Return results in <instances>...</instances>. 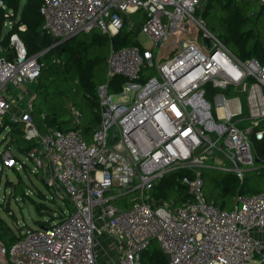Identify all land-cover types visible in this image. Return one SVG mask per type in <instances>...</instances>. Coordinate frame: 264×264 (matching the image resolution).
Segmentation results:
<instances>
[{
  "label": "built area",
  "instance_id": "built-area-1",
  "mask_svg": "<svg viewBox=\"0 0 264 264\" xmlns=\"http://www.w3.org/2000/svg\"><path fill=\"white\" fill-rule=\"evenodd\" d=\"M205 2L40 0L42 29L57 42L93 29L110 38L124 27L134 33L135 45L109 49L88 140L70 105L73 128L40 131L27 84L39 76L41 53L29 56L16 34L11 59L0 47V129L22 126L32 144L24 153L29 173L68 205L60 220L24 227L18 241L2 246L9 264H145L153 241L166 264H264V190L237 189L232 208L222 209L205 199L202 177L208 161L228 162L213 168L241 187L245 173L264 167L254 146L264 137V63L240 58L209 31L199 14ZM140 32L150 48L137 43ZM8 143L0 164L21 171ZM178 169L186 170L188 198L179 206L154 198L159 179Z\"/></svg>",
  "mask_w": 264,
  "mask_h": 264
},
{
  "label": "trees",
  "instance_id": "trees-1",
  "mask_svg": "<svg viewBox=\"0 0 264 264\" xmlns=\"http://www.w3.org/2000/svg\"><path fill=\"white\" fill-rule=\"evenodd\" d=\"M0 1L5 6V10L0 8V47L4 50L3 55L11 59L14 54L13 49L9 47V38L13 34L18 36L29 56L41 53L38 59L41 65L39 76L35 82L27 84V88L34 96L33 116L38 128L41 132L49 129L65 131L73 128L66 109V106L70 105L81 115L74 127L88 140L93 125L99 120L96 89L106 82L105 63L109 49L135 45L134 33L124 27L118 35L110 38L93 29L87 33H79L49 49L57 41L45 34L42 29L40 0H24L22 4H20L21 0ZM199 14L209 31L237 56L243 59L255 58L264 63V6H259L252 0H206L205 7ZM132 17L136 18L135 15ZM6 22H10V26L4 30ZM20 26L24 29L20 30ZM78 37L79 39L75 41ZM115 82L118 85L122 79H117ZM115 90L118 88L116 87ZM115 90L110 88V91ZM7 125L9 126L8 144L24 154L32 144L22 137L21 125L11 122ZM254 146L257 156L264 161V137L254 142ZM23 169L27 171V165H24ZM252 172L263 175L264 184V167ZM15 173L18 174L17 171ZM185 174L186 170L178 169L163 175L154 186V198L179 206L188 198L187 190L181 183V178ZM17 176L16 184L7 180L4 185L15 190L14 187L21 183L20 175ZM202 177L208 186L204 193L205 199L222 209L232 208L227 198L235 194L237 189L241 194L248 191L243 184L239 188L235 186L237 180L233 174H225L215 168L204 169ZM43 184L49 189L44 182ZM262 190L264 186L262 189H252L250 193H258ZM38 195L44 198L42 194L38 193ZM22 198L29 196L23 191ZM35 208L38 213L42 212L41 203L35 204ZM5 209L10 212L8 208ZM60 209L58 215L50 216L46 222H38L39 227L60 220L63 212ZM24 227L27 226L24 225L17 234H14L5 220L0 217V241L5 247H9L21 238ZM142 261L145 264H166L165 256L154 241L143 253Z\"/></svg>",
  "mask_w": 264,
  "mask_h": 264
},
{
  "label": "rangeland",
  "instance_id": "rangeland-1",
  "mask_svg": "<svg viewBox=\"0 0 264 264\" xmlns=\"http://www.w3.org/2000/svg\"><path fill=\"white\" fill-rule=\"evenodd\" d=\"M24 0H21L22 4ZM254 11V10H253ZM143 12H140V18H142ZM136 27L141 30L140 22L135 21ZM10 26V22H6L4 24V30H7ZM79 39L76 38L75 41ZM137 43L143 47V48H150L152 43L151 40L144 34L139 33L137 35ZM147 76H153V71H146ZM243 111L244 113L247 112V108L245 105H243ZM245 125V123H244ZM248 125V122H247ZM7 131H1L0 132V153L2 151L3 145L7 142H9V139L7 138ZM18 159L21 163H24L27 165L29 169H33V164L30 160L27 159L26 155L18 152L16 153ZM215 154H218L215 152ZM217 164L213 161H208V168L216 167ZM220 167H226L230 168L231 165L228 162H224L223 165ZM217 166V168H220ZM215 168V169H217ZM220 170V169H218ZM29 170H21L18 171V174L20 175L21 183L18 186H15L13 190V187L5 186L6 180H9L16 184L18 182V174L13 170H10L8 168H2V165L0 164V204H3L0 206V216L5 220L6 224L9 226V228L12 230L14 234H17L20 229L26 225L30 228H37L39 227L38 222H46L50 216L52 215H58L59 209L61 208L62 211L65 209H68L67 202L61 199H58L57 197H54V200H51L52 195L54 193L49 190L42 182L41 178L37 177V175L28 173ZM222 173L228 174L227 172L221 171ZM232 174V173H230ZM204 179V178H203ZM236 187H239L240 185L238 182L235 184ZM264 186L263 184V175H257L252 171H249L245 173L244 181H243V187L246 188L248 191L245 194H251L252 189H262ZM208 189V186L205 183L204 180V187L203 192L205 193ZM26 192L29 198H22V192ZM38 193L42 194L44 198L40 197ZM233 198L234 194H232L229 198H227V202L229 205L233 206ZM41 203L42 204V212L38 213L35 204ZM10 211L9 213L6 211ZM60 209V210H61ZM58 221V220H55Z\"/></svg>",
  "mask_w": 264,
  "mask_h": 264
},
{
  "label": "crops",
  "instance_id": "crops-1",
  "mask_svg": "<svg viewBox=\"0 0 264 264\" xmlns=\"http://www.w3.org/2000/svg\"><path fill=\"white\" fill-rule=\"evenodd\" d=\"M230 49V48H229ZM231 50V49H230ZM232 51V50H231ZM233 52V51H232ZM234 53V52H233ZM235 54V53H234ZM22 127V126H21ZM206 169V168H205ZM13 170V169H11ZM15 172V170H13ZM222 171V170H221ZM203 172V171H202ZM7 181V180H6ZM9 181V180H8ZM1 217V216H0ZM4 244L0 241V249ZM0 264H9L7 257L0 252Z\"/></svg>",
  "mask_w": 264,
  "mask_h": 264
},
{
  "label": "water",
  "instance_id": "water-1",
  "mask_svg": "<svg viewBox=\"0 0 264 264\" xmlns=\"http://www.w3.org/2000/svg\"><path fill=\"white\" fill-rule=\"evenodd\" d=\"M74 36H75V35H74ZM74 36H72V37H74ZM72 37H70V38H72ZM70 38H67V39H65V40H63V41H60V42L55 43V44L52 45L49 49H51V48H53V47L59 45L60 43L66 41V40H68V39H70ZM257 163H258V162H257ZM149 196L152 197V193H149Z\"/></svg>",
  "mask_w": 264,
  "mask_h": 264
}]
</instances>
